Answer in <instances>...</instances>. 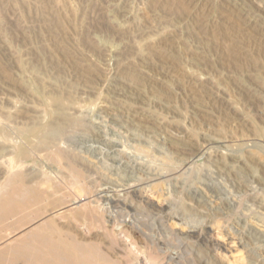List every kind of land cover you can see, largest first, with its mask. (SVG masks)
Masks as SVG:
<instances>
[{
    "label": "rangeland",
    "instance_id": "obj_1",
    "mask_svg": "<svg viewBox=\"0 0 264 264\" xmlns=\"http://www.w3.org/2000/svg\"><path fill=\"white\" fill-rule=\"evenodd\" d=\"M0 160V264H264V0H0Z\"/></svg>",
    "mask_w": 264,
    "mask_h": 264
},
{
    "label": "bare ground",
    "instance_id": "obj_2",
    "mask_svg": "<svg viewBox=\"0 0 264 264\" xmlns=\"http://www.w3.org/2000/svg\"><path fill=\"white\" fill-rule=\"evenodd\" d=\"M0 161H2V160H0ZM4 163V162H3ZM6 163V162H5ZM13 164V163H12ZM5 167V166H4ZM10 167V166H9ZM12 169V168H11ZM7 170H8V166H7ZM4 171V173L6 172L5 170H3ZM9 171V170H8ZM7 171V172H8ZM10 173V172H9ZM8 174V173H7ZM21 181V180H20ZM56 231H57V236H59V234H60V232H59V229L58 228H56ZM61 231V230H60ZM53 237H54V234L52 235ZM56 236V235H55ZM48 239V238H47ZM65 241V240H64ZM66 242V241H65ZM68 242V241H67ZM62 243H64V242H62L61 240L60 241H55L54 242V244H53V246L56 248V250L57 251H66L65 253H67V250L65 249V247H64V244H62ZM68 244V243H67ZM66 246V245H65ZM68 246V245H67ZM72 246V245H71ZM72 248H74V247H72ZM68 249V248H67ZM72 250V249H71ZM69 251V250H68ZM72 255V254H71ZM74 256V255H73ZM72 256V257H73ZM75 259V258H74ZM33 261V260H32ZM43 261V260H42ZM41 261V262H42ZM51 262V261H50ZM78 262H79V260H78ZM40 263V262H39ZM45 263V262H44ZM51 264V263H50ZM59 264V263H58ZM78 264V263H77Z\"/></svg>",
    "mask_w": 264,
    "mask_h": 264
}]
</instances>
